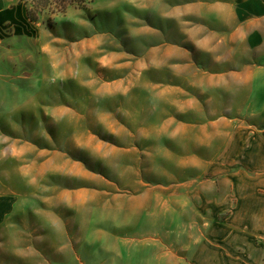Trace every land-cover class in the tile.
<instances>
[{
	"label": "rangeland",
	"instance_id": "374dc122",
	"mask_svg": "<svg viewBox=\"0 0 264 264\" xmlns=\"http://www.w3.org/2000/svg\"><path fill=\"white\" fill-rule=\"evenodd\" d=\"M172 5L92 0L54 16L52 27L42 17L34 39L19 41L28 75L20 74L4 130L18 133L20 146L53 150L9 157L0 169V195L16 199L0 224V264H42L44 214L74 212L77 194L100 197L91 188H102L101 178L168 184L203 172L194 159L201 129L182 127L200 110L184 102H206L211 116L230 113L222 102L243 91L230 71L251 60L228 58L209 34L204 44L202 27L189 35L185 11L174 15Z\"/></svg>",
	"mask_w": 264,
	"mask_h": 264
},
{
	"label": "crops",
	"instance_id": "0c3cea01",
	"mask_svg": "<svg viewBox=\"0 0 264 264\" xmlns=\"http://www.w3.org/2000/svg\"><path fill=\"white\" fill-rule=\"evenodd\" d=\"M171 10L185 11L189 35L202 27L204 44L209 34L228 58L251 60L230 71L243 89L222 102L230 113L211 116L206 102H184L200 110L182 127L201 129L194 159L203 172L168 184L101 178L102 188H91L100 197L77 194L74 212L44 214L42 264H264V0H173ZM36 24L22 0H0V169L9 157L53 150L20 146L18 133L4 130L20 74L28 75L18 44L34 39ZM15 201L0 195V224Z\"/></svg>",
	"mask_w": 264,
	"mask_h": 264
},
{
	"label": "trees",
	"instance_id": "16d2710c",
	"mask_svg": "<svg viewBox=\"0 0 264 264\" xmlns=\"http://www.w3.org/2000/svg\"><path fill=\"white\" fill-rule=\"evenodd\" d=\"M27 8L29 19L39 23L42 17L47 16V25H54V16L64 15L71 8L84 9L92 0H22Z\"/></svg>",
	"mask_w": 264,
	"mask_h": 264
}]
</instances>
